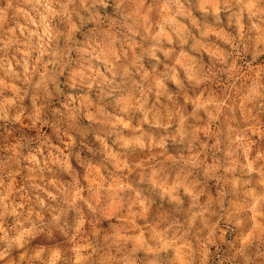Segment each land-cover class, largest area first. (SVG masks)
Wrapping results in <instances>:
<instances>
[{"label":"clouds","instance_id":"obj_1","mask_svg":"<svg viewBox=\"0 0 264 264\" xmlns=\"http://www.w3.org/2000/svg\"><path fill=\"white\" fill-rule=\"evenodd\" d=\"M0 264H264V0H0Z\"/></svg>","mask_w":264,"mask_h":264}]
</instances>
